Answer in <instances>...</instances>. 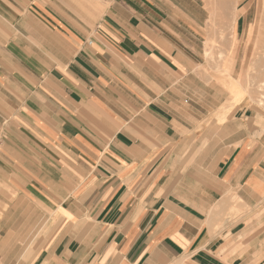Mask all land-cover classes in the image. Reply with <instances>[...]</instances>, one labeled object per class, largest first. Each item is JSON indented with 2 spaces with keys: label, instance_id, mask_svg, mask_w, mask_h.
Instances as JSON below:
<instances>
[{
  "label": "crops",
  "instance_id": "1",
  "mask_svg": "<svg viewBox=\"0 0 264 264\" xmlns=\"http://www.w3.org/2000/svg\"><path fill=\"white\" fill-rule=\"evenodd\" d=\"M197 1L0 0V264H252L258 212L213 225L260 202L264 129L183 100Z\"/></svg>",
  "mask_w": 264,
  "mask_h": 264
},
{
  "label": "rangeland",
  "instance_id": "2",
  "mask_svg": "<svg viewBox=\"0 0 264 264\" xmlns=\"http://www.w3.org/2000/svg\"><path fill=\"white\" fill-rule=\"evenodd\" d=\"M209 1H211V10H213L212 14L209 7ZM74 2H76V0H74ZM197 3L204 6L208 16L203 30L200 32L201 38L197 35L202 41L197 42V60L199 63L195 68L197 77L196 91L193 95L183 97V100H186V104H190L195 106V108L202 110V113L204 110L212 109L213 111L211 110V113H209L205 119L206 121L208 120L209 123H227L235 117L236 110L240 108H248V114L251 117L249 116L247 119L259 123L262 132L264 129V101H261L263 102L261 104V102H258V99H262L261 97L263 96L259 97V94L261 93L260 91H262V94L260 95H264V89L262 88V90L258 88L256 84H259V81L264 79V75L256 76L254 71H252L249 78V82L252 80V83H250L251 90L240 91L232 88V81H230L231 78L226 73V68L232 57L234 58L233 76L242 69V66L244 68L247 67V69L250 67L251 60L249 57L251 50H249L250 45L248 44L247 37L249 30L253 29L254 26L258 24L257 18L262 8L263 0H240L238 9L244 8L245 15L244 17L237 19L234 24L228 17L218 12V9L221 6L219 0H198ZM103 8L104 6L101 3L99 9L102 11ZM93 9H95V7H93ZM207 38L208 46L211 44L216 52H221L219 57L217 56L215 60H211L204 55ZM245 43L248 45L244 46ZM242 63H245V65ZM240 113L241 112L238 114ZM238 114L237 116H239ZM11 195L12 193L10 192L9 196L11 197ZM27 210L26 206H21L20 214L27 215ZM260 210H264V196H261L260 202L254 207L247 206L235 196L233 202L227 207L225 218L213 225V231L223 229L224 227L226 228L227 226V233L230 235H228V238L232 237L242 230L243 227L246 226L247 220L252 218V216ZM51 215L54 216L53 210ZM262 215H264V213ZM261 224V226H256L253 230L252 238H249L247 240L248 244L246 243L244 246L248 250V253L246 254L248 260L250 257H253L252 252L255 250L263 253L261 256L263 258L256 261V263L252 258V264H264V217ZM232 225H235L233 228L234 231L230 233V227ZM54 226L55 224L53 223L51 229L52 232L55 231ZM48 231H50V228L47 225L44 227V223L36 225V232H41L42 236L49 234ZM222 238L223 243L226 242L227 235L222 233ZM17 242L23 245V243L27 241L19 240ZM38 246L39 242L37 241V248ZM242 248L243 244L237 246L236 252H239Z\"/></svg>",
  "mask_w": 264,
  "mask_h": 264
},
{
  "label": "bare ground",
  "instance_id": "3",
  "mask_svg": "<svg viewBox=\"0 0 264 264\" xmlns=\"http://www.w3.org/2000/svg\"><path fill=\"white\" fill-rule=\"evenodd\" d=\"M219 1H220L221 6L218 9V12L220 14L228 17L231 21H233V24L236 22L237 18L240 15H243V16L245 15L244 8L238 9V5H239L240 0H219ZM212 12H213V10H211V14H212ZM257 23H256L257 25H255L253 29L249 30L248 37H247L248 44L250 45V49L249 48L248 49L251 50L250 57H249L251 60L250 67H248V69H247V67L244 68L241 65L242 69L240 68L241 69L240 71L238 69L239 72L235 76H233L234 58L232 57V58H230L228 66L226 68V71H227L226 73L231 78V80L230 79L229 80L232 81L231 86H232V88H234L236 90H240V91H247L248 89L251 90L250 83H252V80H251V82H249V78H250V75L252 74V71H254V74L256 76L264 75V0H263L262 8H261L260 13H259L258 18H257ZM248 44L245 43L244 46L245 45L247 46ZM204 54L206 57H209L211 60H215V58L217 56L219 57L221 52L220 51L216 52L214 50L213 45L210 44L208 46V42H206ZM243 65H245V63ZM256 85L258 88L264 89V79L263 80L261 79L259 81V84H256ZM260 92H261L260 94H262V91H260ZM260 94H259V97L260 96H263V97H261L262 99L259 98L258 102L264 101V95H260ZM263 94H264V91H263ZM262 103L263 102H261V104ZM260 193H261V196H264V190H262ZM263 213H264V210H260L254 216L258 225H260L262 220H263V217H264V215H262ZM261 225H263V224H261ZM255 226H250L249 228L245 229L243 232V236L245 237L249 233L248 231L250 229L254 228ZM245 240H246V238H245ZM245 240L242 243L243 248L241 249V251L238 254H235V256L240 257V258L244 257V253L246 252V249H247L246 247H244L245 244L247 243V241H245ZM262 254L263 253H261L258 250L253 251V260L255 263H256V261L263 258V257H261Z\"/></svg>",
  "mask_w": 264,
  "mask_h": 264
}]
</instances>
